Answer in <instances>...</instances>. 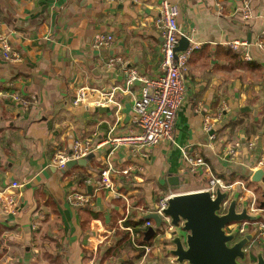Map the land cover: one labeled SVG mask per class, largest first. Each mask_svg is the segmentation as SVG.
<instances>
[{
  "label": "crops",
  "instance_id": "obj_1",
  "mask_svg": "<svg viewBox=\"0 0 264 264\" xmlns=\"http://www.w3.org/2000/svg\"><path fill=\"white\" fill-rule=\"evenodd\" d=\"M160 1L0 0V34L18 56L6 61L0 54V192L17 200L14 213L0 206V264H160L141 247L146 216L165 190H203L211 174L231 186V199L241 198L238 210L251 197L259 205L264 174L259 182L252 176L264 172V51L254 43L264 39V0H170L179 6L177 23L188 43L200 44L189 57L186 98L172 142L142 158L116 149L109 159L114 191L96 187L105 147L83 166L60 172L50 164L57 148L133 129L141 84L135 80L125 89L124 70L159 74ZM96 33L112 35L113 43L95 48ZM233 39L251 43L250 61L223 44ZM117 57L123 62L107 65ZM81 87L86 99L73 105ZM13 94L29 104L12 100ZM233 143L236 154L228 155ZM195 151L209 173L191 172L183 162L184 152ZM134 162L142 172L122 178ZM12 182L23 186L12 188ZM73 191L87 198L84 206L71 203ZM263 216L257 220L264 222ZM168 240L157 238L167 252Z\"/></svg>",
  "mask_w": 264,
  "mask_h": 264
},
{
  "label": "built area",
  "instance_id": "obj_2",
  "mask_svg": "<svg viewBox=\"0 0 264 264\" xmlns=\"http://www.w3.org/2000/svg\"><path fill=\"white\" fill-rule=\"evenodd\" d=\"M112 3H135L137 0H108ZM180 9L176 3L170 0H161L159 4V19L156 21V27L160 31L162 42L160 45V62L159 74L153 77L139 76L132 69H125L124 87L129 90V87L135 80L141 84L140 92L136 98L133 99L131 123L134 126L127 134L113 135L110 134L105 138H101L96 142L90 140H76L70 147L57 148L52 156L50 164L60 172L67 169L69 161H77L85 158L87 155L106 148L105 166L99 171L96 177V187L98 189H107L114 191V184L111 180L113 166L109 161L110 157L114 154L116 149L125 148L132 156L136 158L146 157L147 151L163 142H172L173 128L177 113L182 108L186 98L185 75L187 72L188 61L191 52L200 46L199 43H192L181 51H175L179 44V40L185 37V34L179 29L177 17ZM242 16L248 20L250 18V10L243 5L241 8ZM186 38V37H185ZM113 43V36L107 33H96L93 37V46L95 48L108 47ZM223 44L237 52H240L245 61L252 59L250 53V46L246 39H233L223 42ZM254 45L264 51V39L257 40ZM0 54L6 61H15L18 59L17 53L9 44L5 34H0ZM121 57H117L108 61L107 65L111 66L115 63H122ZM86 88H78L75 92L73 105H79L86 99ZM12 100L20 101L23 105L29 104V99L20 100L18 95H10ZM96 104H103L101 101H96ZM210 118H204V129L211 130L209 124ZM237 143H233L225 151L228 155H235ZM183 162L187 164L191 172L197 170H205L209 173L204 159L197 154V152H184ZM262 161L259 162L261 164ZM143 165L141 163H133L131 166L126 167L121 171L122 178L128 176L133 177L135 174L142 172ZM75 177V174H72ZM88 181V180H87ZM12 188H20L23 185L17 182H12ZM230 185L223 181L221 178L214 175H209L207 185L203 189L210 193L213 197L217 189L228 193V197L221 202L218 214L227 212L231 198L229 197ZM179 194L171 189L165 190L158 198L156 206L152 213L157 214L161 218V225L156 230L155 235L146 243L141 245L144 255L154 254L157 256L160 264H177L175 257L171 256L167 251L163 250L157 238L168 236L173 231L174 227L171 224V219L164 215L163 211L167 206V201L170 197ZM69 200L75 206H84L87 203V198L77 191H73L69 196ZM236 200L238 207V201ZM17 200L16 196L7 190L0 192V206L4 213H14ZM247 212L255 216H261L264 208H260L255 197L248 200ZM237 209V208H236ZM237 211H240L237 209ZM144 228L154 226V222L149 219L142 225ZM226 233H236V239L242 238L246 234L251 235L250 242L245 246L246 252L256 249L258 243H264V222L263 221H241L229 223L225 226ZM234 242V241H233ZM231 242V243H233ZM264 246V245H263ZM251 248V250H250Z\"/></svg>",
  "mask_w": 264,
  "mask_h": 264
},
{
  "label": "water",
  "instance_id": "obj_3",
  "mask_svg": "<svg viewBox=\"0 0 264 264\" xmlns=\"http://www.w3.org/2000/svg\"><path fill=\"white\" fill-rule=\"evenodd\" d=\"M187 46V39L181 37L175 51L184 50ZM91 157L90 154L77 161H69L67 167L83 166ZM263 174L261 169L256 170L252 180L261 181ZM227 197V192L217 189L213 197L205 190H198L179 193L168 199L164 215L171 219L174 229L181 223V233L171 232L168 240L171 247L168 253L175 257L177 264H245L249 259L250 254L244 248L250 242L251 235L246 234L236 239L235 232L228 234L224 228L233 222L256 221L257 216L250 215L246 206L237 211L235 196L230 200L227 212L218 214L221 202ZM260 197L259 207L264 208V192ZM146 219L154 222L153 227L149 226L144 231L143 239L149 241L160 228L162 221L155 213H149ZM251 256L254 257L251 264H264L262 250L252 253Z\"/></svg>",
  "mask_w": 264,
  "mask_h": 264
},
{
  "label": "rangeland",
  "instance_id": "obj_4",
  "mask_svg": "<svg viewBox=\"0 0 264 264\" xmlns=\"http://www.w3.org/2000/svg\"><path fill=\"white\" fill-rule=\"evenodd\" d=\"M261 214H263L264 215V212H262ZM250 215H252V214H250ZM255 216V215H254ZM180 227H181V223H179V225L178 226H176L175 227V229L172 231L173 233H177V234H180L181 233V230H180ZM168 235V234H167ZM264 243L262 244V243H258L257 245H256V248L258 249V247H260V246H262V248L261 249H263L264 248ZM256 249V250H257ZM250 250H251V248H250ZM256 250L254 251V250H252L251 251V255H252V253H256ZM147 257V256H146ZM254 261V257H252V260L250 261V263H252Z\"/></svg>",
  "mask_w": 264,
  "mask_h": 264
},
{
  "label": "flooded vegetation",
  "instance_id": "obj_5",
  "mask_svg": "<svg viewBox=\"0 0 264 264\" xmlns=\"http://www.w3.org/2000/svg\"><path fill=\"white\" fill-rule=\"evenodd\" d=\"M261 248H262V246L258 247V249L256 248L257 250H256V249H255V250H256V251L262 250V251L264 252V248H263V249H261ZM255 250H254V251H255ZM249 258H250V257H249Z\"/></svg>",
  "mask_w": 264,
  "mask_h": 264
},
{
  "label": "trees",
  "instance_id": "obj_6",
  "mask_svg": "<svg viewBox=\"0 0 264 264\" xmlns=\"http://www.w3.org/2000/svg\"><path fill=\"white\" fill-rule=\"evenodd\" d=\"M258 217H260V216H258ZM261 218H262V217H261ZM263 218H264V216H263ZM252 257H253V256H250L249 259L252 260ZM247 261H248V259L245 261V264H246Z\"/></svg>",
  "mask_w": 264,
  "mask_h": 264
}]
</instances>
